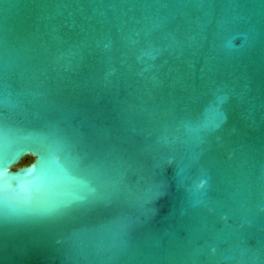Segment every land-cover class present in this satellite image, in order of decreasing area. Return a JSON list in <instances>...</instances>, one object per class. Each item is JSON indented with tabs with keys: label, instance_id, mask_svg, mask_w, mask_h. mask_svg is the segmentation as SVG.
<instances>
[{
	"label": "water",
	"instance_id": "95a60500",
	"mask_svg": "<svg viewBox=\"0 0 264 264\" xmlns=\"http://www.w3.org/2000/svg\"><path fill=\"white\" fill-rule=\"evenodd\" d=\"M0 264H264V0H0Z\"/></svg>",
	"mask_w": 264,
	"mask_h": 264
},
{
	"label": "trees",
	"instance_id": "16d2710c",
	"mask_svg": "<svg viewBox=\"0 0 264 264\" xmlns=\"http://www.w3.org/2000/svg\"><path fill=\"white\" fill-rule=\"evenodd\" d=\"M32 161L33 159L31 157H25L24 159L20 161V163L18 164L16 168L29 165Z\"/></svg>",
	"mask_w": 264,
	"mask_h": 264
}]
</instances>
